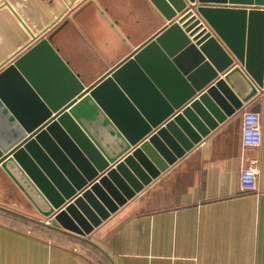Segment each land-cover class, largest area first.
<instances>
[{
  "label": "water",
  "instance_id": "obj_1",
  "mask_svg": "<svg viewBox=\"0 0 264 264\" xmlns=\"http://www.w3.org/2000/svg\"><path fill=\"white\" fill-rule=\"evenodd\" d=\"M147 1L165 25L91 84L56 31L0 69V169L45 221L1 212L101 251L95 228L258 95L264 0Z\"/></svg>",
  "mask_w": 264,
  "mask_h": 264
},
{
  "label": "crops",
  "instance_id": "obj_2",
  "mask_svg": "<svg viewBox=\"0 0 264 264\" xmlns=\"http://www.w3.org/2000/svg\"><path fill=\"white\" fill-rule=\"evenodd\" d=\"M165 23L147 0H0V69L33 36L56 31L60 55L91 84ZM244 110L260 118L255 149L241 143ZM251 160L256 183L242 189L239 174ZM0 206L45 221L1 169ZM87 239L105 255L0 211V264H264V63L262 88L247 106Z\"/></svg>",
  "mask_w": 264,
  "mask_h": 264
},
{
  "label": "built area",
  "instance_id": "obj_3",
  "mask_svg": "<svg viewBox=\"0 0 264 264\" xmlns=\"http://www.w3.org/2000/svg\"><path fill=\"white\" fill-rule=\"evenodd\" d=\"M241 143L246 148L255 149L261 144V126L259 115L250 110L242 112ZM258 174L256 160H251L248 166L239 174V182L242 189H253ZM48 223V222H46Z\"/></svg>",
  "mask_w": 264,
  "mask_h": 264
}]
</instances>
